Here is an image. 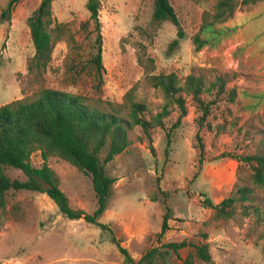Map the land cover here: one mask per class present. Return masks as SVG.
<instances>
[{"label":"rangeland","instance_id":"rangeland-1","mask_svg":"<svg viewBox=\"0 0 264 264\" xmlns=\"http://www.w3.org/2000/svg\"><path fill=\"white\" fill-rule=\"evenodd\" d=\"M8 1L0 0V105L29 95L38 84L83 94L92 102L117 103L135 84L136 98L145 102L148 115L154 114L163 97L144 80L140 59L147 57L153 61L154 73L173 71L183 77L192 66L212 67L230 77L228 85L246 87L245 73L214 63L212 51L217 43L194 50L191 38L198 30L201 13H212L217 0H169L182 38L176 37L170 21H151L152 0H99L100 78L90 61L95 36L92 21L82 26L88 19L84 0H52L53 19L64 25L65 34L54 42L41 79L26 69L33 54L26 17L39 0H13L7 7ZM220 24L214 28L221 29ZM263 26L264 20L259 28ZM173 39L177 43L170 44ZM259 75L247 78L260 84ZM228 105L220 101L211 108L205 119L209 127L205 123L197 126L199 111L187 101V115L178 127L171 126L176 117L172 111L163 119L162 128L149 130V139L138 126L128 132V146L104 165L115 180L98 222L108 225L111 233L81 218H66L45 193L8 190L0 226V264H121L122 255L112 236L130 256L141 255L150 246L184 239L208 245L210 260L193 257L192 264H264L263 187L250 185V200L235 202L226 217L213 219L212 209L201 203L204 197L219 201L233 193V183L241 185L248 180L249 167L235 159L229 177L223 175L222 167L232 159L227 155L264 154L263 133L258 131L262 129L263 107L251 114ZM166 131L171 142L164 154ZM196 131L203 143L200 156ZM29 160L39 166L38 151L32 152ZM46 163L58 177L69 205L90 213L96 206L90 176L56 156H49ZM4 173L9 178H25L12 167H4ZM164 207L170 231L167 239L161 236L158 242L153 232L159 231ZM188 253H193L190 246L169 251L164 261L181 264ZM137 256L131 257L136 260Z\"/></svg>","mask_w":264,"mask_h":264},{"label":"trees","instance_id":"trees-1","mask_svg":"<svg viewBox=\"0 0 264 264\" xmlns=\"http://www.w3.org/2000/svg\"><path fill=\"white\" fill-rule=\"evenodd\" d=\"M259 0H217L212 13L203 10L198 30L192 36L194 50L206 44H216L225 30L215 29L232 17L236 9L247 7ZM13 0H9L7 7ZM52 0H39L37 6L26 17V24L33 47V54L27 61L26 69L30 75L41 79L51 56L53 44L65 34L62 23L53 19L51 11ZM88 19L82 22L83 28L92 21L95 36L93 39L94 54L90 58L96 76L100 78L101 35L98 19L99 0H84ZM5 12V11H4ZM168 20L176 28V37L182 38L183 31L179 20L169 0H152L151 21ZM204 33L201 37L200 34ZM177 43L173 39L170 44ZM144 62V80L152 88L158 89L163 97L160 110L154 114L147 112L145 102L136 98V86L131 85L122 95L121 102L96 101L83 94L71 93L38 84L29 95L13 99L0 105V226L7 207L6 194L8 190H33L45 193L55 204L58 211L69 219L81 218L87 223L99 226L110 232L106 224L98 222L110 196L114 178L105 172V163L125 150L129 144L128 132L138 126L142 134L149 139V130L153 127H163V119L172 111L176 117L173 128L181 124L187 113V101L197 111L199 116L197 126L205 123L206 117L213 106L220 101L232 104L236 101L237 87L228 85L225 72H217L212 67L192 66L187 74L179 77L173 71L154 73V64L147 57ZM231 81V80H230ZM103 104V105H102ZM217 104V105H216ZM259 117V116H258ZM260 121V120H259ZM264 141V119L260 121ZM164 154L170 146V136L165 133ZM197 141L198 155L203 151V143L194 133ZM152 150V148H151ZM38 151L41 163L33 166L30 163L32 152ZM103 152V157L100 154ZM49 156H56L73 165L79 171L90 176L92 191L96 206L90 212L69 205L68 198L60 189L58 177L47 165ZM228 157L247 164L250 169L248 180L241 185L233 183L234 191L213 203L208 197L202 199V206L212 209L211 217L217 219L228 216L235 202L250 200L252 188L250 185L264 188V154L253 152L244 155H227ZM4 167L18 169L24 179L9 178L4 173ZM161 214L160 228L156 240L168 229L170 218L167 209ZM111 233V232H110ZM111 240L118 246L122 255L121 264H167L164 259L169 251L176 252L179 248L190 246L193 253H188L181 264H192L193 257L208 262L210 254L207 243H190L186 240L167 241L160 246L148 247L136 260L112 236ZM262 252L264 254V236Z\"/></svg>","mask_w":264,"mask_h":264},{"label":"crops","instance_id":"crops-1","mask_svg":"<svg viewBox=\"0 0 264 264\" xmlns=\"http://www.w3.org/2000/svg\"><path fill=\"white\" fill-rule=\"evenodd\" d=\"M263 2L264 0H259L242 9H236L231 18L221 23L219 28H223L225 32L212 51L214 63L245 73L244 84L246 87L237 85L236 101L229 104L228 107L233 106L238 111L250 112L251 114L261 111V107L264 109V26L259 28L262 20H264L262 17L264 13ZM251 74H260L259 79L262 83L257 84L247 78V75ZM224 165L222 167L223 175L229 177L230 172L236 166V161L229 159ZM212 202L217 203L218 201ZM167 225L168 229L162 235L164 239L169 236L170 223L168 220ZM136 255L138 258L139 252L131 256L135 258Z\"/></svg>","mask_w":264,"mask_h":264}]
</instances>
